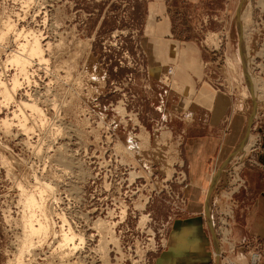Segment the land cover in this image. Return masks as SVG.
<instances>
[{
	"label": "rangeland",
	"instance_id": "obj_1",
	"mask_svg": "<svg viewBox=\"0 0 264 264\" xmlns=\"http://www.w3.org/2000/svg\"><path fill=\"white\" fill-rule=\"evenodd\" d=\"M22 2L0 0V29L8 16L19 28L44 32L52 43L46 51L47 81L52 82L44 87L41 71L39 86L27 88L40 98L45 113L27 116L31 132L18 131L16 119L7 131L0 122V154L5 156H0V264L16 263L23 236L15 181L32 189L35 177L47 185L44 206L50 228L47 237H32L34 246L27 245L19 264H137L125 258L126 246L152 239V233L158 241L159 228L164 244L145 249L146 260L139 262L152 264L184 202L179 191L184 167L179 150L171 147H178L179 130L194 113L190 105L175 103L182 89L165 73L170 65L158 73L146 68L139 35L149 0H29L27 8ZM226 2L223 8L213 2L207 11L186 8L183 13H208L204 21L199 15L189 23L198 29L194 40L201 50L202 77L217 87L231 85L251 112L234 156L243 146L247 150L253 132L264 129V0ZM179 24L187 23L177 20ZM0 39L4 72L6 52L16 44L11 34ZM14 71L8 67L4 76ZM4 116L5 111L0 119ZM254 119L260 125L253 129ZM224 165L213 169V186L223 178ZM221 188L231 195L228 186ZM216 208L231 209L210 199L208 218H215ZM62 214L83 234L81 253L71 249L70 254L58 245ZM249 248H234L231 255L226 251L221 264L226 258L244 262Z\"/></svg>",
	"mask_w": 264,
	"mask_h": 264
},
{
	"label": "crops",
	"instance_id": "obj_2",
	"mask_svg": "<svg viewBox=\"0 0 264 264\" xmlns=\"http://www.w3.org/2000/svg\"><path fill=\"white\" fill-rule=\"evenodd\" d=\"M226 1L149 0L145 29L139 35V45L148 57L147 70L158 73L165 65H170L172 81L182 89L175 103L190 105L194 113L191 121L179 130L178 147L175 144L171 147L173 151L179 150L178 157L184 167L186 185L179 189L184 202L181 212L169 223L165 246L155 254L152 264H221V254L226 251L233 254L224 242H219L220 252L216 251L212 218L206 213V203L213 198L219 207L229 205L232 209L234 245L240 243L244 248V245L259 243L264 246V163L261 167L245 166L242 169L245 186L230 196L220 185H212L213 169L229 164L233 150L250 123L251 112L241 93L231 85L225 83L217 87L202 77L201 50L194 40L198 29L196 24L190 26L189 23L195 22L199 15L204 21L208 13H183L186 8L207 11L213 2L223 8ZM177 20L187 24L175 25ZM259 125L254 119L252 128ZM258 131L263 132L264 137V129ZM239 150L237 154L243 157L245 146Z\"/></svg>",
	"mask_w": 264,
	"mask_h": 264
},
{
	"label": "bare ground",
	"instance_id": "obj_3",
	"mask_svg": "<svg viewBox=\"0 0 264 264\" xmlns=\"http://www.w3.org/2000/svg\"><path fill=\"white\" fill-rule=\"evenodd\" d=\"M28 2H29V0H23L22 4L26 3L23 5H27V6H25L27 8ZM41 7H43L44 9L46 8L44 5H42ZM6 19L7 20L4 21L5 23L2 25V28L0 29V38L1 37L3 38V36L11 34L13 37V40L16 44L15 45L16 49H10L8 52H6V58H4V61H3L4 62L3 63L4 68L3 69H5L7 71L8 67H9V68H13V70H15V71L13 73H11V72L8 74L6 73L7 77L4 76L5 70H4V72L0 71V113H4V111H5V116L0 119V122H1L2 127L5 129V131H7V130H9L11 125L13 124V119H16L17 122L14 123V125L17 126L18 131H20L22 134L26 135L29 131L31 132V130H32V126L28 124L27 116L31 115V114H36L42 118L45 115L43 108L39 105L40 98L39 99L36 98L34 92L32 93L27 88H29L30 85L39 86L40 83L38 82L36 77L39 79L41 78V75H40L41 71H43L42 74L46 75L45 76L46 80L45 79L39 80V81L45 82L44 87H47L48 83L52 82L49 79L47 81V78H48L47 74L49 72V67H48L49 59L46 56V54H47L46 51L49 52L51 50L52 43L49 40H46V37L43 35L44 32L42 33L41 30H39V29L34 30L31 28H25L26 26L19 28L18 26H16V24L14 22L11 21V19L8 16ZM45 21L46 20H44V22ZM8 38H9V36H8ZM4 40H5V38L3 39V41ZM0 42H2V40ZM5 51H4V53H5ZM171 71H172V69H171ZM68 77H70V76H68ZM53 80H54V78H53ZM21 90H23V92ZM34 90H35V88H34ZM39 96H40V94H39ZM39 117H38V119H40ZM52 122H54V121H52ZM44 125H45V123H44ZM43 128H45V127H43ZM33 133H34V131H33ZM16 135H18V134H16ZM56 135H58V134H56ZM24 143H26V142H24ZM246 143H247V140H246ZM27 145H29V143ZM30 146H32V145H30ZM0 156L2 157L1 158L2 160H5L4 155L0 154ZM46 157H48V156H46ZM2 163L3 162H1V164ZM7 165H9V163ZM7 167H9V166H7ZM5 171H7V169ZM9 173H7V174H9ZM34 181H35V185L33 186L32 189H27V186L25 184L24 185L26 186V188L19 181H15V182H17L15 186L19 190V193H18L19 196L17 195L18 196V203L21 206V209H20V212H21L20 226L22 224L21 228H23V231H22L23 236L20 240L21 244L18 247L19 249H17L18 250V252H17L18 254H16L17 258H15L16 263L18 262V264L20 262L19 260L21 259L20 258L18 260V258H19V256H21V253L23 252V250L27 248V245H30L29 246L30 248L33 245V243L31 242V241H33L32 237L34 235L37 237L38 236L43 237L46 235L47 232L49 233L48 229L50 228V224L48 223L49 220H48V217H46L47 215H46L45 206H44V199L46 196L45 190H47V187H46L47 185H46V183L45 184L42 183L37 177L34 178ZM48 188H49V185H48ZM120 214H124V210H122L120 212ZM60 218L62 219L63 223H62V225H59L60 226L59 230L61 232H59L60 238H59L58 245L62 246V247H68V252H70V250L72 248L77 247V245H78L77 243L83 242L84 237H83V234L77 233L76 231L73 230V228L70 226L69 222H67V220L63 214L60 216ZM47 235L45 237H47ZM52 239H53V237H52ZM40 243H41V241H40ZM70 254H72V251L70 252ZM22 255H23V253H22ZM62 255H65V254L63 253Z\"/></svg>",
	"mask_w": 264,
	"mask_h": 264
},
{
	"label": "built area",
	"instance_id": "obj_4",
	"mask_svg": "<svg viewBox=\"0 0 264 264\" xmlns=\"http://www.w3.org/2000/svg\"><path fill=\"white\" fill-rule=\"evenodd\" d=\"M172 67L167 66L165 73H170ZM260 131L253 132V138L248 142L246 153L243 157L239 154H235L231 157L229 164L223 166L224 175L223 178H220V181L215 184L222 186H228V193L232 194L237 191L239 188L245 186V178L242 175V168L245 166L251 167H261L264 163V137L259 133ZM186 185V183H183ZM173 193V192H172ZM174 196L178 197V195L173 193ZM231 209H219L216 208L215 218H212L211 221V232L215 241L216 251L220 252V246L218 242L226 243L227 250L232 251L235 248L242 249L243 245L238 244L234 245L232 240L230 239V229H231ZM153 232V231H152ZM156 232L158 233V241H155L153 238L150 239V236H147L146 241H142L141 243H136V245H127L126 246V256L128 260L143 263L145 259L144 250L151 249V251L156 249V244L162 246L164 243L162 241L161 231L157 228ZM76 248H72L77 253H81L80 250H84L83 243H77ZM264 255V246L259 243L252 244L250 248L246 251V258L244 262H236L234 259L226 258L223 261V264H261ZM214 264H218L215 262Z\"/></svg>",
	"mask_w": 264,
	"mask_h": 264
}]
</instances>
